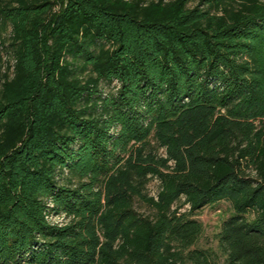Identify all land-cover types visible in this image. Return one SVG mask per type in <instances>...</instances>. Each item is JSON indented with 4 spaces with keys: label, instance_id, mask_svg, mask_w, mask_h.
I'll use <instances>...</instances> for the list:
<instances>
[{
    "label": "trees",
    "instance_id": "obj_1",
    "mask_svg": "<svg viewBox=\"0 0 264 264\" xmlns=\"http://www.w3.org/2000/svg\"><path fill=\"white\" fill-rule=\"evenodd\" d=\"M0 264H264V0H0Z\"/></svg>",
    "mask_w": 264,
    "mask_h": 264
},
{
    "label": "rangeland",
    "instance_id": "obj_2",
    "mask_svg": "<svg viewBox=\"0 0 264 264\" xmlns=\"http://www.w3.org/2000/svg\"><path fill=\"white\" fill-rule=\"evenodd\" d=\"M159 190V184L156 180L152 181L147 186V193L150 197H155ZM136 208L140 213H146L147 209L136 204ZM185 210L187 207L184 208ZM231 215V210L227 204H218L213 207H207L201 212H199L194 219L199 221L203 227V236L197 244L198 249H212L217 250V244L215 241V235L219 232L222 222ZM53 223L63 222L62 218H52L50 219Z\"/></svg>",
    "mask_w": 264,
    "mask_h": 264
}]
</instances>
